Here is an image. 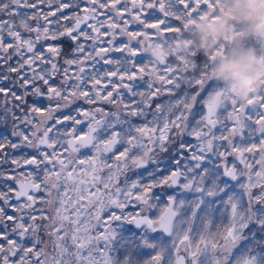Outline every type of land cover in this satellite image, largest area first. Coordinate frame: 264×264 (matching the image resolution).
Here are the masks:
<instances>
[{
	"label": "snow or ice",
	"instance_id": "6c2138e0",
	"mask_svg": "<svg viewBox=\"0 0 264 264\" xmlns=\"http://www.w3.org/2000/svg\"><path fill=\"white\" fill-rule=\"evenodd\" d=\"M196 4L0 0V264H264V87L152 47Z\"/></svg>",
	"mask_w": 264,
	"mask_h": 264
},
{
	"label": "flooded vegetation",
	"instance_id": "af4514ba",
	"mask_svg": "<svg viewBox=\"0 0 264 264\" xmlns=\"http://www.w3.org/2000/svg\"><path fill=\"white\" fill-rule=\"evenodd\" d=\"M215 1L216 3H218L217 0H211V4L214 6L216 5ZM202 2L204 4L205 2H207V0ZM229 8L230 6L228 0H225V15H226L225 18L230 17V20H232L235 24H240L241 21L243 26V28L241 29L242 33H240L239 38L236 39L238 41L237 43L232 44L231 42L229 43L226 42L227 40H225L226 42L225 44L219 45L217 43L218 38L213 39L214 36H211L209 37L211 43L205 44L203 26L206 24V21L209 20L208 17L205 18L206 21L203 19L204 22L201 25H199L197 28L193 24V22H191L192 21L191 17L196 15L194 13H197L198 10L197 5L195 8H189L188 12L185 13V16L181 17L186 20V24L183 23L182 19L179 17H177L175 22V26L177 25L178 27L177 30H180L183 34L187 32L188 34H190L189 31L192 32L194 31V33L191 32L192 34H190L191 38L174 39L175 41L172 40L174 41V44L171 43L172 41L165 42L162 38L159 40L152 41L151 43L155 52L158 53L160 60L167 61L168 63L180 68L191 67L193 64L191 57L193 55L196 54L203 55L208 61L207 64L205 65L206 71L203 72V76L206 78L214 77L228 90L232 91L239 100H241L240 97L235 93V90L229 85V83L225 81L221 75L218 74V70H217L218 59L221 56H224L229 51L239 48L251 49L261 59H264V39H261V37L256 35L252 30L249 31L248 27L250 26V24L248 21L242 20L241 16H239V18H236L237 14H235L233 11L230 12L229 14L228 13ZM206 9L207 12H211L213 6H209V8L207 7ZM220 21H221L220 19H217L214 23H219ZM186 28H187V32H184L183 29ZM225 31H227V28ZM174 35L177 36L179 35V33ZM218 36H221V34ZM231 40L235 41L234 39H230V41ZM167 50H172V51L169 54L167 53ZM172 57H174L175 59H172ZM166 99H167L166 96L162 97L161 100L158 102H163Z\"/></svg>",
	"mask_w": 264,
	"mask_h": 264
},
{
	"label": "clouds",
	"instance_id": "9594fccd",
	"mask_svg": "<svg viewBox=\"0 0 264 264\" xmlns=\"http://www.w3.org/2000/svg\"><path fill=\"white\" fill-rule=\"evenodd\" d=\"M232 11L249 22L252 31L264 37V0H228ZM222 24L208 22L203 26L204 42L210 44L209 37L221 34ZM218 74L235 90L242 101L251 98L254 91L264 86V59L251 49H233L221 56L217 63Z\"/></svg>",
	"mask_w": 264,
	"mask_h": 264
},
{
	"label": "rangeland",
	"instance_id": "374dc122",
	"mask_svg": "<svg viewBox=\"0 0 264 264\" xmlns=\"http://www.w3.org/2000/svg\"><path fill=\"white\" fill-rule=\"evenodd\" d=\"M202 1H205V0H197V4H196L198 6L197 12L199 14H196L193 17H191V20H192L191 22H193V24L196 26V28L204 22L206 17H208V19H209L207 21L205 20L206 23L215 22L217 19H220L221 21L219 23L222 24V22L226 16L225 15V0H217L218 3H216V1H215V4H216L215 6L211 4V0H207L208 8H209V6H213V9L211 12H207L206 11L207 9L202 7L203 6ZM184 2L188 3V0H184ZM230 12H232L231 8L228 9L229 14H230ZM181 14L178 15L177 17L181 18V17L185 16V13H181ZM236 18H239V15H237ZM181 19H182V22L186 24V20L183 18H181ZM241 19L245 20L244 18H241ZM177 28L178 27L176 25L174 27L164 29L163 32L161 33L162 39L165 42H169V41H172L174 39H179V38H181V39L182 38H184V39L185 38H191L190 34L194 33V31L193 32L189 31L190 34H188L187 28H186L183 30H184V32H187V33L183 34L180 30H177ZM226 28H227V31H225ZM242 28H243V26H242L241 21H240V24H235L232 20L229 19L228 24L222 26L221 36H218V37L214 36L213 39L218 38L217 43L219 45H223L226 42H229V43L231 42L232 44L237 43L238 41L236 39H238L239 34L242 33V31H241ZM245 28H247V27H245ZM248 29H249V31L252 30L250 26L248 27ZM176 31H177V33H176ZM178 33H179V35H177V36L174 35V34H178ZM230 39H234L235 41H233V40L230 41ZM261 39H264V37H261ZM225 40H227V41L225 42ZM174 41H172L171 43L174 44ZM171 51L172 50H167V53L170 54Z\"/></svg>",
	"mask_w": 264,
	"mask_h": 264
}]
</instances>
